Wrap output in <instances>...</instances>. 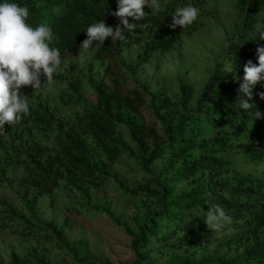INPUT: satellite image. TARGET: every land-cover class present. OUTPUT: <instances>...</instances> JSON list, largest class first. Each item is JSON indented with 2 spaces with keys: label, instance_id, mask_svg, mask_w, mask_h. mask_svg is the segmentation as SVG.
Segmentation results:
<instances>
[{
  "label": "trees",
  "instance_id": "16d2710c",
  "mask_svg": "<svg viewBox=\"0 0 264 264\" xmlns=\"http://www.w3.org/2000/svg\"><path fill=\"white\" fill-rule=\"evenodd\" d=\"M29 9L27 22L33 27L46 23L52 33L50 46L60 49L61 57L70 54L83 39L86 38V27L103 20L115 30L119 23L117 17L111 13L116 9V0H14ZM182 0H171L161 4L160 12L153 16L151 10L145 6L144 11L149 13L138 23L133 32H125V39L142 41L140 48V62L148 61L153 52L170 49L182 35L191 33L201 23L199 18L190 26L181 28L169 27L171 13L177 6L184 5ZM236 8L240 17V24L225 50V60L219 62L215 70L207 79L202 92L197 97L196 104L187 108L191 98V90L186 85L181 86L180 99L176 101L183 111L176 120L167 121V113L159 114V109L168 108L172 104L169 98H161L156 104L155 95L150 94L147 86L140 89L123 92L114 87L105 90L99 83L94 84L97 103L94 106L83 105V118H70L51 111L41 103L30 100V112L14 124L7 122L0 128V149L2 137L6 130L13 129L16 135L22 134V129L28 122L45 136H53L55 144L49 152L42 147L29 143L26 152V172L23 181L33 189L35 196L47 193L64 186L86 192L83 184L99 179H105L109 172L107 167L123 151L134 155L135 152L126 147L115 136L117 127L125 123L129 127L131 137L147 164L168 154L164 168L154 179V188L130 189L122 182L120 187L127 193H147L156 195L159 210L156 217L163 226H171L172 230L161 232L159 226L150 225L148 233L155 237L157 242L167 240L171 235L180 231L188 233L184 240L172 244V248L191 249L204 239L203 229L206 225L202 218L207 208L213 204L220 205L227 215L232 217L233 225L236 220L246 218L248 224L225 243L229 248L243 246L234 257L216 258L209 254L195 261L178 262L176 264H264V176L253 174H235L221 176L229 171V163L215 153L222 151H242L253 159L264 163V98L258 93L264 92V81L258 82L252 89V100L261 112V117L252 119L243 109H235V97L240 78L243 77V65L246 61L257 62L256 48L264 45V39L258 38V31L264 30V0H237ZM130 22L132 18H128ZM120 49V40L112 43L111 37H106L102 45L95 51V58L109 56L116 60ZM233 71H229L232 70ZM64 70L54 75V78H63ZM32 87L23 86L21 91L28 97ZM144 95L151 96V107L160 119L166 137L156 141L147 154L145 136L148 135L136 110L144 103ZM204 124L215 129V134L209 138L196 141L202 136ZM13 127V128H12ZM86 135L97 144L98 149L91 148ZM232 140H238L233 144ZM192 149L200 151L195 158H188ZM19 158L21 152H15ZM4 172L0 169V180ZM192 180L190 190L181 196H173V186L179 180ZM1 210L6 213L0 216V227L7 226V220H20L25 223L21 230L23 235L34 233V226L23 215L6 204L0 202ZM201 216V217H200ZM188 217L189 222L184 218ZM190 222H195L190 226ZM52 232L60 244H66L62 228L53 222L42 225ZM142 231L146 227H141ZM133 235L134 245L141 244L145 235H138L129 229ZM144 233V232H143ZM150 235V234H149ZM220 244L219 247H221ZM170 246V245H169ZM162 247V246H161ZM168 247V246H167ZM150 252L143 248L139 256L143 258ZM96 260L87 255L78 259V262ZM10 264H49L44 258L36 256H21L12 253Z\"/></svg>",
  "mask_w": 264,
  "mask_h": 264
},
{
  "label": "rangeland",
  "instance_id": "374dc122",
  "mask_svg": "<svg viewBox=\"0 0 264 264\" xmlns=\"http://www.w3.org/2000/svg\"><path fill=\"white\" fill-rule=\"evenodd\" d=\"M169 1L161 0V4ZM182 1L199 8L201 23L191 33L182 35L170 49L153 52L148 61L140 62L142 41L120 40L116 60L109 56L94 57L102 44H96L88 50L80 49L79 44L70 54L61 57L65 76L53 78L51 82L44 80L40 88L30 91L27 99L47 106L56 115L83 118L82 106H94L97 103L94 84L99 83L105 90L119 87L123 92L147 86L148 92L155 95L156 104H160L163 97L172 101L170 107H161L159 114L167 113V121L176 122L183 113L179 106L174 105L180 99L181 86L184 84L191 90L187 108L194 106L216 65L225 60L226 47L240 24L237 0ZM150 99V95H144V103L136 110V115L148 132L145 136L147 154L156 141L166 137ZM117 130L115 136L135 154L123 151L108 165L109 175L105 179L84 183L86 192L61 183L49 192L36 196L23 181L28 144L35 143L44 152H49L55 144L54 137L43 135L31 122L25 125L19 136L13 133V129L4 132L0 149V169L4 172V178L0 180V202L4 201L28 219L34 226V233L23 235L21 230L25 223L6 219L7 226L0 227V264H10L13 252L21 256L41 257L49 264H176L195 261L209 254L229 259L242 250L243 246L229 248L225 241L237 236L247 226L246 218L226 226L223 235L208 228L203 229L205 239L191 249L171 246L184 240L188 235L186 231L157 242L151 235L157 233H148L150 225L156 223L161 232L172 230L171 226L158 223L157 196L141 192L127 193L119 182L130 189L154 188L156 174L164 168L169 155L164 154L147 164L131 137L128 125L121 123ZM203 132L204 135L197 136V142L215 134V129L204 124ZM86 138L91 148L98 149L90 136L86 135ZM232 142L234 145L239 143L238 140ZM15 152L22 154L16 158ZM189 154L188 158H195L200 155V151L192 149ZM215 155L229 163V171L221 176L243 173L264 176V163L242 151H222ZM192 180L195 179L175 182L173 196L188 192L193 185ZM1 208L0 216H5ZM184 220L189 222L188 217ZM47 222L62 228L66 244H60L51 231L41 227ZM195 224L190 222V226ZM142 226L146 227L145 231H142ZM126 229L138 235L144 234V241L134 245L133 235ZM220 244L221 247L217 249ZM143 248L150 252L141 258L139 254ZM87 255L93 256L96 261L78 262V259Z\"/></svg>",
  "mask_w": 264,
  "mask_h": 264
},
{
  "label": "clouds",
  "instance_id": "9594fccd",
  "mask_svg": "<svg viewBox=\"0 0 264 264\" xmlns=\"http://www.w3.org/2000/svg\"><path fill=\"white\" fill-rule=\"evenodd\" d=\"M117 7L111 13L119 23L115 30L103 20L89 24L84 30L86 38L80 43V49L88 50L96 44H102L106 37L112 41L124 40L125 32H133L138 23L149 13L157 15L161 10V0H116ZM199 8L188 3L177 6L170 14L169 27L182 29L192 25L198 18ZM29 9L14 0H0V128L19 122L29 114L27 96L21 91L23 86L38 89L44 80L51 82L55 74L62 71L61 52L50 46L53 33L46 23L33 27L27 22ZM129 17L133 22L129 21ZM264 39V30L258 31V38ZM95 41V44L93 42ZM257 62L248 60L243 65V77L237 88L234 107L243 109L252 119L260 118L261 112L252 100V89L264 81V45L256 48ZM229 71H233L229 70ZM264 98V92L258 93ZM201 217V216H200ZM204 223L212 232L223 235L226 226L232 223V217L217 204L207 208L202 216Z\"/></svg>",
  "mask_w": 264,
  "mask_h": 264
}]
</instances>
